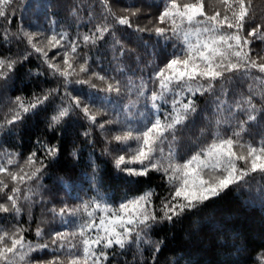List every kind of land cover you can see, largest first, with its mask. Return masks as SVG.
Segmentation results:
<instances>
[{
  "label": "snow or ice",
  "instance_id": "6c2138e0",
  "mask_svg": "<svg viewBox=\"0 0 264 264\" xmlns=\"http://www.w3.org/2000/svg\"><path fill=\"white\" fill-rule=\"evenodd\" d=\"M153 6L135 0L116 8L102 0L97 15L91 0L87 7L81 0L71 10L80 23L70 32L48 0H0V40L24 46L0 57V81L7 86L24 69L48 85L16 95L0 123V264H127L121 257L132 249L140 264H201L191 253L168 259L172 228L239 190L264 206V133L253 132L264 123V90L253 92L248 83L264 85V14L252 0ZM133 39L153 49L151 59L129 47ZM42 113L45 135L26 155L21 140L8 144ZM73 121L82 131L67 155L79 166L88 149L90 171L64 170L57 179L65 198L44 181L59 171ZM193 128L198 135L182 151ZM103 165L127 186L118 201ZM154 180L164 195L145 188ZM45 214L55 222L47 231ZM236 252L256 259L223 264H264V241Z\"/></svg>",
  "mask_w": 264,
  "mask_h": 264
},
{
  "label": "trees",
  "instance_id": "16d2710c",
  "mask_svg": "<svg viewBox=\"0 0 264 264\" xmlns=\"http://www.w3.org/2000/svg\"><path fill=\"white\" fill-rule=\"evenodd\" d=\"M48 2L54 6L52 10L57 14L56 19L61 22V29L68 28L71 32L72 28L80 23L78 18H74L71 15V10L73 5L81 4V0H48ZM109 2L114 3V6L119 8L125 5H132L135 0H109ZM144 2L146 5H154L152 8L153 12L156 11L155 6L160 4V0H144ZM88 3L89 0H83L84 7H87ZM91 3L96 5V14L99 15L103 10L102 0H91ZM252 6L256 9L258 16L264 14V0H252ZM143 23L144 21H141V24ZM154 42L153 40L150 43ZM137 45L138 42L134 39L129 43V47L136 48L143 60L147 61L152 58L150 53L153 49H146L143 46ZM23 47V44H18L15 40H10L7 44H5L4 40H0V57L3 55L18 54L23 51ZM55 51V49L50 50L49 55L52 56ZM248 83L252 84L253 92L264 90V85L259 81H250ZM248 83H245L243 87L247 88ZM47 86L43 78H30L26 75L24 69H20L19 75L7 86H4L3 82L0 81V123L3 122V115L7 113L10 101L16 95L23 93L25 96H30L34 90L39 92L41 88ZM80 131L82 129L75 121L66 126L63 136L65 155L57 165L59 171L53 170L50 173L52 178L49 179L46 177L44 181L47 188L57 192L61 197L66 198V194L60 187L57 178L64 175V170H71L73 176L83 170L90 171L87 169V160L90 154L88 149L82 146L85 154L79 166H76L75 161L67 155V150L70 148L71 143L77 139V134ZM253 132L254 134L264 133V123L256 126ZM96 134L99 139L98 129L96 130ZM43 135H45V125L43 123L42 113L39 117H32L30 120H27L18 129V137H8V144L15 147L18 140H21L22 146L20 147V151L26 155L28 149L32 147L33 139L36 136ZM197 135L198 132L195 128L190 132L184 133V146L182 151L187 150L190 142L194 141ZM100 149L101 144L97 143L96 154H99ZM103 167L105 169L104 176L106 183L115 193L118 201L127 191V186L117 178L110 165H103ZM257 181L259 182V177H257ZM147 187H152L160 195L165 194V189L160 180H154L150 186L145 185V188ZM32 212L34 218L33 229L28 233V238L35 240V223L39 221L41 216L39 203L32 207ZM3 216L4 214H0V228L6 226L3 221ZM45 219L46 224L42 226L45 228V231L49 227L55 226V222L47 221L46 214ZM163 234V232L160 233V235ZM262 241H264V206L259 201L252 200L246 191L239 190L231 192L222 199L217 200L194 220H186L184 223L177 224L172 228L168 232V248L165 250V255L171 261L172 259H179L187 253H191L195 259L201 261V264H223L224 261L230 258L248 259L251 262L256 259L255 253H237L236 248L247 247L250 249L256 247ZM134 253L135 249L127 251L126 255L121 257V260H126L127 264H140L139 256H134ZM181 264H183V261H181Z\"/></svg>",
  "mask_w": 264,
  "mask_h": 264
}]
</instances>
